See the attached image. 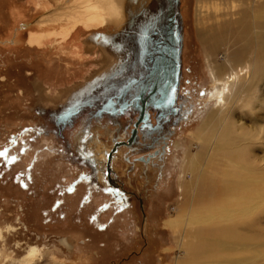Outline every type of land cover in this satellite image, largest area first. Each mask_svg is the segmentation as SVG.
Segmentation results:
<instances>
[{
	"label": "rangeland",
	"instance_id": "374dc122",
	"mask_svg": "<svg viewBox=\"0 0 264 264\" xmlns=\"http://www.w3.org/2000/svg\"><path fill=\"white\" fill-rule=\"evenodd\" d=\"M231 3V10H239L237 0ZM222 4V0L180 3L183 45L179 92L194 104V113L188 122L181 121L173 129L167 144L159 146V154L151 157L157 148L143 146L131 151L121 142L128 138L123 137L126 130L131 133L132 113L98 120L89 118L90 108L61 128L52 114L53 103L42 109L46 96L58 99L63 91L68 96L70 87L93 76L97 67L93 56L83 50L82 39L113 27L102 24L88 31L82 23L63 36L65 22L37 24L47 12L52 13L51 9L36 11L26 1L0 0L5 15L0 28V152L5 153L0 156V264H21L30 248L42 254L36 264H176L178 234L170 221L176 219V210L186 199L181 191L185 156L200 149L197 138L214 103L207 55L223 63L232 43L229 34L220 36L218 44L209 37L213 23L217 24L215 18L221 21L227 10ZM61 7L65 14L67 5ZM68 11L73 14L76 8ZM35 31L57 35L38 48L29 44L30 36L37 35ZM209 39L216 45V53L209 54L204 43ZM77 45L81 46L79 52H74ZM98 65L103 67L102 62ZM34 85L40 92L43 88V96ZM88 124L111 145L113 158L93 151L91 144L82 152L76 149L75 138ZM108 125L123 139L114 142L104 129ZM230 126L228 121L227 128ZM218 157L228 168V159ZM98 158L99 162L105 159L106 165L101 162L99 169L102 177L98 176ZM145 158L148 162L142 165ZM255 166L264 168V163ZM231 179L243 183L252 180L243 175ZM65 237L76 240L74 249L62 243Z\"/></svg>",
	"mask_w": 264,
	"mask_h": 264
},
{
	"label": "bare ground",
	"instance_id": "6f19581e",
	"mask_svg": "<svg viewBox=\"0 0 264 264\" xmlns=\"http://www.w3.org/2000/svg\"><path fill=\"white\" fill-rule=\"evenodd\" d=\"M19 1L28 2L36 11L51 9L52 13L47 12V17L37 24L65 22L61 29L63 34L60 33L63 36L71 34L73 28L82 23L88 31L102 24L117 29L92 33L82 41L83 49V44L94 51L100 48L97 54L102 56L103 67L95 75L68 96L66 91L60 92L62 95L58 99L45 95L44 103L47 104L42 105L44 110L49 108L46 105L55 103L53 101L61 102L64 98L65 101L69 98L64 104L52 106V114L57 108L58 114L66 106L75 102L77 104V113L72 121L65 126L59 125L61 128L71 125L75 118L90 108L93 109L90 119L101 120L104 116L114 119L122 115L120 112L104 111L99 114L102 104L93 99L94 96L91 97L94 95L92 90L105 80V84H109L119 80L122 73L126 74L125 69L122 72L120 67L123 64L127 68L128 61H132L138 52V40L145 32L137 31L142 20L154 23L155 20L166 17L171 9H176L173 0H157L160 2L159 8L154 13L146 9L148 0ZM181 1L177 4L178 10ZM222 1L227 10L221 15V21L215 18L217 24L213 23L212 36L209 37L216 39L217 43L220 36L229 34L232 43L229 38L223 39L227 44L231 43L223 63L211 60L210 55H207L208 74L215 88V92L211 94L214 103L204 124L202 123V134L197 138L201 144L200 149L195 153L188 151L185 156L181 191L186 199L184 205L180 204L181 207L176 210V219L170 221V226L178 234L180 255L176 264H264V168L255 166L257 162L264 163V0H237L239 10L229 8L228 4H232V0ZM62 5H67L65 14L61 11ZM54 6L57 8L54 9ZM72 6L76 8L73 14L68 11ZM151 22L145 24L146 28ZM158 23L163 27L165 22L162 20V23ZM55 34L47 32L31 35L29 44L42 47L57 35ZM204 43L209 54L216 53V45L210 39L204 40ZM80 47L75 46L73 51L79 52ZM34 89L37 90L36 85ZM37 91L44 95L42 91ZM176 104L179 111L170 116L169 126L175 127L181 121L188 122L189 116L194 113V104L189 103L187 97L178 99ZM135 112L138 110L134 109ZM239 115L242 118L235 123L234 120ZM176 118L179 120L174 123ZM228 121H231L230 129L227 128ZM89 126L90 124L83 128L86 133ZM149 126L140 129L145 137L160 130L155 129L152 123ZM172 132L173 130H168V135L171 136ZM219 153L220 158L228 159V168L225 169L226 166L221 164L224 161L217 159ZM213 164L214 169L209 171V166ZM239 170L241 174L237 173ZM239 175L252 180L247 183L233 182L231 178ZM61 241L68 249H74L76 245V240L72 237H65ZM41 257L38 249L30 248L21 264H36Z\"/></svg>",
	"mask_w": 264,
	"mask_h": 264
},
{
	"label": "water",
	"instance_id": "95a60500",
	"mask_svg": "<svg viewBox=\"0 0 264 264\" xmlns=\"http://www.w3.org/2000/svg\"><path fill=\"white\" fill-rule=\"evenodd\" d=\"M173 2L176 4V9H171L166 17L155 20L154 23L149 21L151 23L138 40L139 48L134 59L128 61L127 68L123 64L120 67L122 72L125 69L126 74L122 73L119 80L111 81L109 84H105L107 83L105 80L103 84L96 85L92 90L94 95L91 97L94 96L93 99L99 100L98 103L102 104L99 114L103 111L122 113L125 109L131 108L143 114L149 107L159 109L160 119L170 118L171 115L178 113L179 106L176 101L183 100V95L179 92L182 77L183 35L181 15L177 9L179 0ZM162 20L165 23L160 27L158 21L162 22ZM76 105L75 102L58 114L55 112L53 116L56 123L65 126L71 122L77 113ZM145 119H150L148 113ZM178 120L176 118L174 123Z\"/></svg>",
	"mask_w": 264,
	"mask_h": 264
},
{
	"label": "flooded vegetation",
	"instance_id": "af4514ba",
	"mask_svg": "<svg viewBox=\"0 0 264 264\" xmlns=\"http://www.w3.org/2000/svg\"><path fill=\"white\" fill-rule=\"evenodd\" d=\"M159 1H157V0H148V4H147V6H146V9H147V11H149V12H151V13H154V12H156L157 11V9L159 8ZM115 22H117V21H115ZM147 23H149V22H146L145 20H142V23H140V26H139V28L137 29V31L139 30H145L146 29V26H145V24H147ZM162 23V22H161ZM159 24V23H158ZM159 26H160V24H159ZM163 26V25H162ZM113 29H115L114 27L113 28H111L110 30H105V31H103L102 33H104V32H107V31H112ZM117 29H115V31H116ZM82 31V30H81ZM133 32V31H132ZM92 33H95V32H91V33H89L87 36H85V38L84 39H82V40H86L87 39V37L88 36H90ZM97 33H99V32H97ZM86 35V34H85ZM83 47H84V51L87 53V55H88V53L89 54H91V56H93L92 58H94L93 59V61H94V65H96L95 67H97V68H95V72H93V75H95L99 70H100V66L98 65V64H100L101 62H102V56H100L99 54H97L99 51H100V48H98L96 51H94L93 49L92 50H90L89 49V47L87 46V45H85V44H83ZM86 47V48H85ZM90 51H89V50ZM96 52V53H95ZM96 57V58H95ZM92 64V65H93ZM88 68H91V65L88 67ZM82 70V69H81ZM87 81V80H86ZM85 81V82H86ZM84 82H82V83H78V84H76V85H74V86H72V87H70V89H69V94H71V92L75 89V88H77V87H79L80 85H82ZM64 99H66V98H64ZM62 100V104H64L65 102H67L68 100H69V98H67V100L65 101V100ZM79 100H81V98L79 99ZM83 100V99H82ZM53 102H55V103H57V102H59V101H53ZM55 103H53L54 105H53V107H56L58 104H56L55 105ZM67 104V103H66ZM150 108V109H149ZM148 108V110H146L143 114H141V112L140 111H138L136 114L134 113V109H125L124 110V112H122L121 114L122 115H125V114H129V113H134L133 115H134V117H135V120L133 121V123H132V126H131V133H130V131L128 132L127 130L124 132V138L125 137H128L125 141H121V142H125V145L127 146V147H129L130 148V150L131 151H134V150H136V149H141V147H149V148H157V150L156 151H154V153L153 154H150L149 156H151V157H155V155L156 154H159V152H160V149L158 148L159 146H161V145H166L167 144V138L169 137V135H168V130H173L175 127L174 126H169V124H170V122H169V120H170V118H159L160 117V111H159V109L158 108H154V107H149ZM183 108V107H182ZM56 110V112H58L59 111V109L57 108V109H55ZM185 110V108L184 109H182V111L180 112V116L182 115V112ZM147 113L149 114V118L150 119H148V120H146L145 118H146V115H147ZM180 116H179V119H180ZM106 116H104V118H105ZM108 117H110V116H108ZM120 117V116H119ZM116 118H118V117H114V119H116ZM139 118H141V120H139ZM160 120H161V123H160ZM152 123V126L153 127H156L155 129H160V130H156V132H154L153 134H151V136H148V137H145L144 135V133H141V131H140V129H142L143 127V125H144V127L145 126H148V127H150L149 126V124H151ZM114 124H117V125H119V122H114ZM105 130H106V133L107 134H109L110 135V138H112V140L115 142L116 141V139H123V137H119V136H117V131L118 130H116V131H113L111 128H110V126L108 125V126H106L105 128H104ZM136 130V131H135ZM97 132V134L95 135V132H93L92 131V129L90 128V126H89V130H88V132L86 133L83 129H82V131H80L79 133H78V135L76 136V138H75V142H76V149L79 151V152H82L83 150H85V148H86V146H89L90 144L91 145H94V148L93 147H91V148H93V151H96V152H98V153H100V154H102V156H103V152H105L107 155H109V156H111V158H113V156H112V154H111V145H106V142H104L101 138H100V132L97 130L96 131ZM116 132V133H115ZM136 140V141H135ZM82 144V145H80V144ZM102 148V149H101ZM164 148V147H163ZM163 148H161V150L163 149ZM95 149V150H94ZM160 158V157H159ZM150 160H151V158L149 159V162H150ZM138 162L139 161H141L140 159H138L137 160ZM101 162L104 164V165H106L105 164V159L104 158H101ZM101 162H99V158H98V161H97V168H98V170L99 169H101L102 168V164H101ZM148 162V160L145 158V161H142V165H144V164H146ZM100 167V168H99ZM109 169H110V166H109ZM102 170V169H101ZM99 173L100 174H98V176L99 177H102V173H103V171L102 172H100V170H99ZM112 182V181H111Z\"/></svg>",
	"mask_w": 264,
	"mask_h": 264
},
{
	"label": "crops",
	"instance_id": "0c3cea01",
	"mask_svg": "<svg viewBox=\"0 0 264 264\" xmlns=\"http://www.w3.org/2000/svg\"><path fill=\"white\" fill-rule=\"evenodd\" d=\"M5 2H7V0H5ZM16 9V8H15ZM12 10V9H11ZM9 11H10V9H9ZM8 11V15H10L11 16V18L12 19H14V16H12V12H11V14H10V12ZM3 19H5V15H4V13H2V8H0V28H3L4 27V22L2 21ZM35 33L36 34H46L47 32H42V31H40V32H36L35 31ZM55 39V38H54ZM46 43V42H45ZM45 45V44H44ZM34 47H38V46H35V45H33ZM43 47V46H42ZM38 48H40V47H38Z\"/></svg>",
	"mask_w": 264,
	"mask_h": 264
},
{
	"label": "snow or ice",
	"instance_id": "6c2138e0",
	"mask_svg": "<svg viewBox=\"0 0 264 264\" xmlns=\"http://www.w3.org/2000/svg\"><path fill=\"white\" fill-rule=\"evenodd\" d=\"M5 153H3V152H0V156H3Z\"/></svg>",
	"mask_w": 264,
	"mask_h": 264
}]
</instances>
